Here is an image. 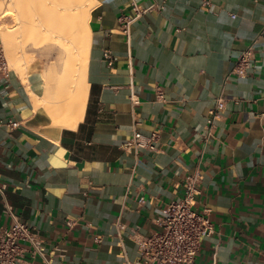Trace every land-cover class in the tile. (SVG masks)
<instances>
[{
  "label": "crops",
  "instance_id": "crops-1",
  "mask_svg": "<svg viewBox=\"0 0 264 264\" xmlns=\"http://www.w3.org/2000/svg\"><path fill=\"white\" fill-rule=\"evenodd\" d=\"M50 2L9 4L15 68L0 74V228L12 224L7 203L38 233L49 264H127L198 169L196 209L209 210L214 234L193 264H264V0H86L78 90L79 74L64 71L59 47L44 42L64 26ZM133 5L147 11L125 36L118 19ZM252 44L246 75L231 74ZM212 111L218 119L204 140ZM8 120L18 127L10 131ZM135 133L156 152L126 150Z\"/></svg>",
  "mask_w": 264,
  "mask_h": 264
},
{
  "label": "built area",
  "instance_id": "built-area-1",
  "mask_svg": "<svg viewBox=\"0 0 264 264\" xmlns=\"http://www.w3.org/2000/svg\"><path fill=\"white\" fill-rule=\"evenodd\" d=\"M210 0H203L204 6L209 5ZM145 11L138 6H131V14H123L119 17L120 31L128 35L130 23L141 16ZM149 11V10H148ZM264 33V29H263ZM254 56L253 44L248 46L238 57L231 74L238 77L246 75ZM103 58L108 67H112L114 58L110 52L105 51ZM10 68L3 47L0 45V74H9ZM222 99L216 100V107L221 108ZM218 114L210 113L206 120L204 140L212 137ZM6 126L10 131L18 127V123L8 120ZM153 139V137L151 138ZM126 150L146 149L156 152L155 145L150 141H144L139 133L124 143ZM203 175L200 170H195L191 175L182 180L183 196L175 202H171L161 210L158 219L161 230L150 236H140L136 240L138 257L127 264H193L202 241L214 234V227L209 218V210L198 212L196 209V197L200 194ZM5 187L0 188L3 196ZM4 212L11 221V227L0 228V264H49L46 248L38 233L21 221L12 211V207L5 203ZM120 229H123L119 225ZM100 243V239H95ZM39 262V263H38Z\"/></svg>",
  "mask_w": 264,
  "mask_h": 264
},
{
  "label": "rangeland",
  "instance_id": "rangeland-1",
  "mask_svg": "<svg viewBox=\"0 0 264 264\" xmlns=\"http://www.w3.org/2000/svg\"><path fill=\"white\" fill-rule=\"evenodd\" d=\"M60 1H63V0H58V2H60ZM69 1L72 2V0H69ZM12 2H13V5L15 6L17 4V2H19V0H12ZM48 2H50V0H48ZM9 4H10V0H0V20H1L0 28L4 31L6 30L5 31L6 39L3 40L2 46H3L4 52H5L6 58L8 60L9 68H10V70H13L15 68V66L10 61V58H9V40H8V33H9V28H10L9 27ZM49 6H48L49 9H52V4H49ZM54 7H55L56 11L59 10V9H57L55 2H54ZM59 12L60 13L62 12V14H63L62 16H63V25H64L63 29L64 30L62 29V31H59V33L55 34V37L52 36V33H49V35H45V41L44 42L49 43V44L55 43L56 46L59 47V50L64 55L63 56L64 57V59H63L64 70L66 72L68 71V72L74 74L80 68L79 66H80L81 58L83 57V46H80L81 48L79 47L80 42H78V40L80 39L79 41H81L80 44L82 45V40L84 41V39H85L84 37H86V35H85L86 34V32H85V22H86L85 18L86 17L81 15L78 18V17H72V15H70V17H72L73 20L70 18L67 22V20L65 19L66 15H64V12L63 11H59ZM16 18H17V21L19 23L20 17L18 15L16 16L14 14V16H13V19H14L13 23L14 24H15ZM60 19L62 21V17ZM66 22H67V24H65ZM17 27L24 28V26H17ZM66 27H68L70 29V33H71L70 35L69 34L64 35L65 34L64 32H68V30H65ZM14 28H15V26H14ZM74 34H76V35H74ZM65 37H66V39L73 40L72 43H69V44L66 42L69 47L73 48V50H71V51L66 50L64 43H63L64 42L63 40L65 39ZM72 44H74L75 48L72 46ZM24 49L25 48L23 46H22V49H20V48L18 49V53L20 54V55H18V60L21 61L19 63V68H20L19 70L23 74L25 71L24 68H28V67L30 68V63L26 61L29 59V57L27 58L26 55L24 54ZM69 79L71 81V78H69Z\"/></svg>",
  "mask_w": 264,
  "mask_h": 264
},
{
  "label": "bare ground",
  "instance_id": "bare-ground-1",
  "mask_svg": "<svg viewBox=\"0 0 264 264\" xmlns=\"http://www.w3.org/2000/svg\"><path fill=\"white\" fill-rule=\"evenodd\" d=\"M86 1V0H85ZM84 0H72V2L71 1H69V0H63V1H60V2H58L57 0H54V2L56 3V7H57V9H59L58 11H63L64 12V15H66L65 16V19L67 20V22H68V20L71 18L72 20H73V18L72 17H80L81 15H83V16H86L87 15V12H88V10L85 8V2ZM90 2V1H89ZM88 2V3H89ZM88 3H87V8H88ZM72 13V14H71ZM70 15H72V17H70ZM87 18V17H86ZM67 22L65 23V24H67ZM0 23H1V20H0ZM82 24V23H81ZM8 30V29H7ZM64 30V29H63ZM65 30H68V32H64L65 34L64 35H66V34H71L70 33V29L68 28V27H66V29ZM86 30H88L87 28H86ZM6 31V30H5ZM5 31L4 30H2L1 29V34H2V38H3V40H5L6 39V33H5ZM78 33V32H77ZM87 34V33H86ZM85 34V35H86ZM74 35H76V34H74ZM84 35V36H85ZM81 36V35H80ZM63 37V36H62ZM67 37V36H66ZM66 37H65V39L63 40L64 42V46H65V48H66V50L68 51V50H73V48L72 47H69L68 45H67V43L69 44V43H72V41L73 40H69V39H66ZM85 39H84V41L82 40V45L80 44L81 43V41H79L78 40V42H80L79 43V47L80 46H83V49H84V47H85V44H86V37H84ZM67 42V43H66ZM72 46L74 47V44H72ZM75 48V47H74ZM78 48V47H77ZM81 48V47H80ZM75 50V49H74ZM77 50V49H76ZM76 52V51H75ZM71 55V54H70ZM84 55V54H83ZM80 68L77 70V75L79 74V76H78V79H74V81L72 82L73 83V87L74 86H76V88H77V90L78 89H82L83 88V86H85L84 84V68H85V55H84V57H82L81 58V62H80V66H79ZM65 71V70H64ZM75 71V70H74ZM72 72V71H71ZM76 80V81H75ZM77 96V95H76ZM82 99V98H81ZM85 99V98H84ZM77 102H79V101H77ZM76 102V103H77ZM75 106V105H74ZM81 106H82V104H81ZM78 107H80V106H78ZM77 107V108H78ZM84 107V106H83ZM80 110H81V108H80ZM79 110V111H80ZM83 110V109H82ZM81 110V111H82ZM79 113V112H78ZM81 114H82V112H81ZM77 115H79V114H77ZM76 119V118H75ZM80 119V118H79Z\"/></svg>",
  "mask_w": 264,
  "mask_h": 264
}]
</instances>
